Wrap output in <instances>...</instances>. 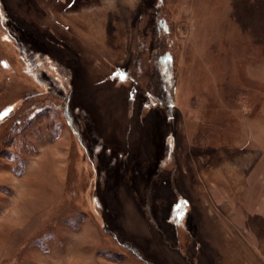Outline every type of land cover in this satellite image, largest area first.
Instances as JSON below:
<instances>
[{"label":"rangeland","instance_id":"obj_1","mask_svg":"<svg viewBox=\"0 0 264 264\" xmlns=\"http://www.w3.org/2000/svg\"><path fill=\"white\" fill-rule=\"evenodd\" d=\"M159 2L169 119L154 0H0V264H264V0Z\"/></svg>","mask_w":264,"mask_h":264},{"label":"trees","instance_id":"obj_2","mask_svg":"<svg viewBox=\"0 0 264 264\" xmlns=\"http://www.w3.org/2000/svg\"><path fill=\"white\" fill-rule=\"evenodd\" d=\"M161 1V0H159ZM158 0H154V16L149 29L154 28L151 45L145 34H138L133 42L137 59L147 60V69L144 73L145 84L141 83L137 75V66L132 63L128 69L132 71V84L134 90L145 94L157 104L165 117L169 119L174 113V86L176 83L175 54L172 50L171 29L166 16V11ZM145 11V10H144ZM145 13V12H144ZM144 13L142 15H144ZM136 69V70H135ZM143 79V77H141ZM70 101H66L65 115L76 135L81 138L79 129L74 123L73 115L70 112ZM203 133V132H202Z\"/></svg>","mask_w":264,"mask_h":264},{"label":"bare ground","instance_id":"obj_3","mask_svg":"<svg viewBox=\"0 0 264 264\" xmlns=\"http://www.w3.org/2000/svg\"><path fill=\"white\" fill-rule=\"evenodd\" d=\"M113 102V101H112Z\"/></svg>","mask_w":264,"mask_h":264}]
</instances>
